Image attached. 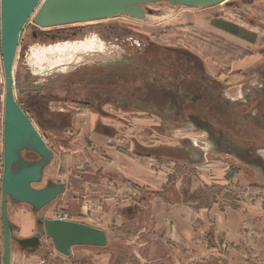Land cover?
I'll return each mask as SVG.
<instances>
[{
	"label": "rangeland",
	"instance_id": "rangeland-1",
	"mask_svg": "<svg viewBox=\"0 0 264 264\" xmlns=\"http://www.w3.org/2000/svg\"><path fill=\"white\" fill-rule=\"evenodd\" d=\"M145 10L149 14L145 11L142 20L117 15L108 20H97V23L50 27L42 30L49 36L37 35V38L31 35L33 24L29 20L21 32L13 65V81L18 86L14 88V97L55 153L42 181L34 187L42 188L46 181L60 179L68 187L36 213L25 204L9 205L8 217L16 226L12 235L15 239L31 237L38 233L36 220L61 219L105 228L109 243L100 248L77 246L75 257L71 258L59 254L44 235L35 255L22 253L13 241L11 264H162L156 255L160 250L158 245H162L159 230L151 228L152 225L144 228L130 224L135 208L140 205L135 186L119 182L123 192L118 203L103 202V195L91 207L84 208L85 204H82L84 179L93 181L96 189L107 183V191L111 190L112 184L103 178L99 166V161H105L109 156L113 161L105 168L117 173L121 171L122 175L130 172L120 163L126 160L123 155L157 169L155 174H161L160 180L163 174L180 175L182 183L195 188L193 197L200 204L217 203L233 211V235H238L236 230L242 228V223L247 237L255 242L261 239L264 231V169L254 158H239L225 151L226 146H231L240 153L245 148L242 144L213 141L214 130L181 108L184 99L176 101L179 95L175 90L178 83L183 84V79L195 76L192 72L184 73V65L206 73L228 103L244 100L249 91L259 86L258 72H264L261 69L264 64L261 55L264 50V0H226L214 6L194 8L161 2L149 4ZM90 34L97 35L108 45L117 46L122 60L107 64L92 62L64 74L34 76L28 53L32 47L83 41ZM162 73L171 79L162 77L164 86H158L153 80L161 83ZM200 78L195 77L196 80ZM33 87L45 90L30 95H34L31 99L36 106L32 108V103L28 104V99L19 90ZM84 101L91 102L89 107L83 106ZM3 111L4 80L0 55V157ZM72 142V146L68 144ZM188 142L205 149L207 155L196 154ZM257 152L264 157V150ZM147 155L151 157L147 159ZM23 157L28 161L37 159L30 152L23 153ZM90 157L97 163L91 177L86 171L90 166L86 160ZM148 193L161 196L162 192L159 189ZM156 207L161 221V205L156 204ZM132 209V213L127 212ZM213 219H218L217 223H212V227L209 225L208 231L204 227L201 233L212 236L216 252L205 245L210 255L190 256L186 264H247L243 257L233 255L234 252L225 255L223 246L217 245L213 234L216 229L221 230L223 221L218 215H213ZM152 231L158 234L154 235ZM163 244L170 246L166 241ZM1 255L0 224V264ZM160 257H164L162 252ZM178 257L181 256L167 252L164 259L166 264H175Z\"/></svg>",
	"mask_w": 264,
	"mask_h": 264
},
{
	"label": "water",
	"instance_id": "water-1",
	"mask_svg": "<svg viewBox=\"0 0 264 264\" xmlns=\"http://www.w3.org/2000/svg\"><path fill=\"white\" fill-rule=\"evenodd\" d=\"M226 0H0V55L4 80V111L2 137L3 170L0 183V224L2 237L1 264H11V244L15 241L26 253L35 254L44 235L54 249L65 257L73 246L104 247L106 233L85 223L61 219L37 220L39 232L33 237L15 239L16 226L8 217V206L25 204L33 213L40 211L63 194L65 184L59 180L43 179L46 167L52 163L54 152L23 110L14 100L13 65L20 34L30 20L37 28L103 20L117 15L134 19L145 18L144 6L165 2L188 8L214 6ZM149 14V11H146ZM24 90L20 89L19 92ZM30 152L36 160L24 159ZM43 228V229H42Z\"/></svg>",
	"mask_w": 264,
	"mask_h": 264
},
{
	"label": "crops",
	"instance_id": "crops-1",
	"mask_svg": "<svg viewBox=\"0 0 264 264\" xmlns=\"http://www.w3.org/2000/svg\"><path fill=\"white\" fill-rule=\"evenodd\" d=\"M73 130L76 131L77 129L74 128ZM68 144H71L72 146L73 142ZM188 145L193 150H195L196 154L199 156L201 155L202 157L204 156L206 152L205 149H203V151H199L197 149L198 146L192 142H188ZM123 156L126 158V160H123L120 163L127 166L130 170V172H126V175H122L120 173L121 171L117 173L116 171L105 168V165L112 163V157L110 158L109 156V159L105 158V161H99V166L102 170L101 175H103V178L106 180L108 179V181L111 182V190L107 191L109 188V184L107 183L105 184L103 182L105 187L98 186L99 188L96 189L97 186L93 184V181H90V179H84L83 183L85 186L82 189V191H84L83 194L85 195L82 201V204H85L84 208H88L97 204L99 198L102 199L101 196L103 195H105V197H103V202H120V194L123 192V190L121 189V184L119 182H124L125 184L130 183V185L135 186L137 189V198L140 199V205L138 206V209L135 208L136 213L132 216L133 218L131 217L133 220L131 219L132 221L130 224H135L137 227L145 226L144 228L152 225L151 228L159 230V236L161 238V240H159L162 242V245H158V249L160 250L156 252V255L162 264H166L164 257L165 253L167 254V252H169L171 255L181 256L176 259V262L174 261L175 264H186V260H189L190 256L194 257L205 254L210 255L208 253L209 251L207 250V247L210 248V251L216 252V249L213 248L215 247V244L213 243L212 236L201 233L204 230V227H206V231H208L210 230V227H208L209 225L212 227V223H214V225L217 223L218 219H215L214 221L213 215H218L220 221H223V224H221V230L216 229L217 232H215L213 235L216 238L215 242L217 245H220L221 248L223 246L225 255H230L231 252H234L233 255L243 257V261L245 260L247 264H264V231L262 232L263 234H261V239L255 242L254 239L247 237V234L243 232L244 225L241 223L242 228L236 230L238 235H233V220L231 218L233 211L230 210V208L221 207L222 205L217 203H210L209 205L200 204L199 201L193 197V194L196 192L194 190L195 188L182 183V178L180 175H176V173H167L163 174V177L160 180L161 174H158L157 176L155 174L157 169L153 170L143 164H139V161H136V159L129 155ZM149 157H151V155L146 156L147 159H149ZM86 162L91 163H89V168L86 169V171L89 172V176L91 177L93 174L92 172H95L96 170L94 168V166L97 164L96 159L90 157L89 161L86 160ZM220 171H223V169H220ZM60 181L63 180L60 179ZM67 187L68 185L65 183V189H67ZM157 187H159L162 192L161 196L155 193L151 196L148 192L153 193L155 190H159ZM146 193L148 194L146 195ZM94 196H96V198ZM156 204L161 205L163 215L161 221L158 218L159 216ZM133 210L134 209L127 210V212L132 213ZM228 219L231 220L229 224L226 225V223H228ZM229 228L231 230H228ZM100 229L105 231L106 237L108 239V233L106 232V229ZM152 232L154 235L158 234L156 231ZM191 240H193L192 243L190 242ZM165 241L168 245H170L169 247H166V245L163 244ZM75 247L77 246L70 248L71 254L69 257L71 258L75 257ZM88 247L100 248L90 246ZM161 252L164 256L163 258L160 257ZM92 254L95 255V253Z\"/></svg>",
	"mask_w": 264,
	"mask_h": 264
},
{
	"label": "flooded vegetation",
	"instance_id": "flooded-vegetation-1",
	"mask_svg": "<svg viewBox=\"0 0 264 264\" xmlns=\"http://www.w3.org/2000/svg\"><path fill=\"white\" fill-rule=\"evenodd\" d=\"M31 35L33 38H37V35L49 36L48 33H42V29L37 28L34 25ZM53 36L54 35L52 34L51 38H53ZM261 52V55L264 57V50ZM96 63L95 65H99ZM98 63L100 62L98 61ZM183 68L184 73L188 74L192 72V74L195 73V76H193L191 79H189L190 77L187 78L189 80L185 79V81H181L183 83L181 93L183 95L182 98L184 99V101L180 104L181 108L184 110L187 109L189 113L191 112L189 114L190 117L207 123V125L214 130L213 132L215 136L211 135L213 141L224 144H242L245 147L242 151H240V153H238L233 149V147L226 146L225 151L227 153L236 155V157L239 158H254L261 168L264 169V157L259 154L260 152H257L258 150H264V72H258L259 86L249 91V93L245 95L244 100L238 101L236 103H228L223 100V95H220L221 92L216 89V85L213 83V81L208 79L206 73H203L197 68L193 69L190 66L184 65ZM262 68L264 71V64L261 66V69ZM196 75L200 76L202 79L200 78V80H196ZM13 85H15L14 81ZM22 90L24 91L20 93L26 96L24 97L25 99L30 100H27V102L28 104L32 103L31 107L33 108L36 107L35 101H32L34 95H30L42 93L45 88L33 87L24 88ZM218 99L221 100V102H218ZM37 101L39 102V100ZM98 102H101L100 98H98ZM90 103L91 102L84 101L83 106L89 107ZM19 107L21 108V106ZM21 109L28 117L25 110L23 108ZM29 120L31 121L30 118ZM2 137L3 125L1 138ZM197 149L199 151H203V149H200L199 147H197ZM2 155L3 147L0 158H2ZM0 165L2 175L3 163L1 162ZM35 222L39 232L37 220ZM18 247L22 253H26L25 248H22L19 245Z\"/></svg>",
	"mask_w": 264,
	"mask_h": 264
},
{
	"label": "bare ground",
	"instance_id": "bare-ground-1",
	"mask_svg": "<svg viewBox=\"0 0 264 264\" xmlns=\"http://www.w3.org/2000/svg\"><path fill=\"white\" fill-rule=\"evenodd\" d=\"M92 23L97 22L95 21ZM47 29L48 28L42 30ZM28 53L29 64L32 67L34 76L54 73L64 74L82 65L91 64L92 62L101 61L107 64L108 62L111 63L122 60L120 56L121 52L118 50L117 46L104 43L95 34L88 35L83 41L61 42L48 46L36 45L32 47Z\"/></svg>",
	"mask_w": 264,
	"mask_h": 264
},
{
	"label": "trees",
	"instance_id": "trees-1",
	"mask_svg": "<svg viewBox=\"0 0 264 264\" xmlns=\"http://www.w3.org/2000/svg\"><path fill=\"white\" fill-rule=\"evenodd\" d=\"M162 76H161V83H160V81L158 80L157 81V79H156V81H154L153 79V83H155L156 85H158V86H164V83L162 84V77L164 78H166L167 77V74H165V73H162L161 74ZM158 78V77H157ZM167 79L169 80V79H171V78H169V77H167ZM164 80V79H163ZM166 80V79H165ZM178 81H180L179 79H178ZM183 81H184V79H183ZM182 81V82H183ZM181 88H182V84H180V83H178V85L176 86V90H175V92H176V94L177 95H179V96H177V99H176V101H178V98L180 99V98H182L183 97V95H182V91H181ZM172 92V90L170 91V93ZM218 102H221V100H219L218 99Z\"/></svg>",
	"mask_w": 264,
	"mask_h": 264
}]
</instances>
